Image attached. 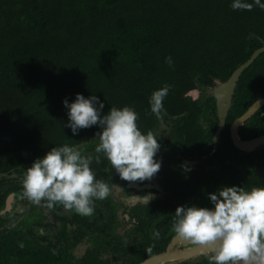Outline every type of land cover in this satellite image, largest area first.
Here are the masks:
<instances>
[{
    "label": "trees",
    "instance_id": "trees-1",
    "mask_svg": "<svg viewBox=\"0 0 264 264\" xmlns=\"http://www.w3.org/2000/svg\"><path fill=\"white\" fill-rule=\"evenodd\" d=\"M232 2L0 0V207L10 191L22 188L25 170L53 147L84 145L85 156L95 147L96 133L102 131L99 125L81 129L77 135L64 127L68 123L64 100L74 102L78 93L85 98L98 96L105 105L102 115L111 107H132L145 134L173 119L171 139L175 141H197L204 132L202 121L210 120L214 126L209 136L196 144L193 152L201 150L217 126L215 97L208 94L204 100L203 89L216 80H228L264 45V10L258 6L252 11L233 10ZM168 57L172 66L166 62ZM165 84L170 90L163 101L161 120L148 114L149 101ZM263 96L264 52L240 76L215 155L222 163L231 159L220 171L238 172L235 182L245 181L239 173H246L247 184L257 187H264V148L250 152L237 148L229 127ZM241 130L248 139L264 134V106ZM97 155H91L96 177L106 162L100 157L97 164ZM15 172L18 175L11 177ZM94 209V214L84 219L92 222L86 224L98 249L84 264H99V253L110 247L120 254L128 251V245L113 232L117 225L114 208L106 209L103 223H97L99 210ZM135 211L142 220L138 225L141 239L129 264L150 255L146 252L149 247L152 253L164 250L174 234L172 223L145 224L147 213ZM53 213L67 223L68 214L62 206L57 205ZM69 214L81 219L74 211ZM34 223L41 222L32 221V226ZM154 229L165 232L155 239ZM24 235L16 227L0 235V264L12 263L14 257L5 253L21 252L16 245L19 240L24 243Z\"/></svg>",
    "mask_w": 264,
    "mask_h": 264
},
{
    "label": "clouds",
    "instance_id": "clouds-1",
    "mask_svg": "<svg viewBox=\"0 0 264 264\" xmlns=\"http://www.w3.org/2000/svg\"><path fill=\"white\" fill-rule=\"evenodd\" d=\"M254 6L264 10L261 0H233V10L252 11ZM172 66L171 57L166 59ZM170 86L152 93L150 113L162 120L163 101ZM68 123L64 127L77 135L81 129L99 125L96 153H102L122 180L143 182L151 180L161 169L155 157L161 145L152 131L143 133L138 126V113L132 108L111 107L102 115L104 103L96 95L85 98L77 94L74 102L64 100ZM93 158L68 144L55 146L43 158H37L25 170L21 197L31 203L54 209L57 205L84 217L94 214V201L104 200L111 189L95 177L91 168ZM101 163L99 155L95 157ZM214 208L178 206L172 220L175 236L190 246L201 248L208 264H264V187L250 190L238 186H222L208 195ZM43 235L44 230L38 229ZM154 238L159 231L154 229ZM23 246V245H21ZM152 253V247L146 249Z\"/></svg>",
    "mask_w": 264,
    "mask_h": 264
},
{
    "label": "flooded vegetation",
    "instance_id": "flooded-vegetation-1",
    "mask_svg": "<svg viewBox=\"0 0 264 264\" xmlns=\"http://www.w3.org/2000/svg\"><path fill=\"white\" fill-rule=\"evenodd\" d=\"M206 98H208V94L203 95V99L206 100ZM215 102L217 111L216 98ZM212 112L213 110H211V113ZM210 117L213 120L215 119L213 114H211ZM216 121L217 126L213 135L208 139V143L204 144L201 150L196 149V152H193L194 146L209 136L210 130H212L214 126L212 125V121L206 119L202 121L204 132H202L201 136L196 137L197 141H193L192 143L171 139L172 129L174 127L173 119L159 124L153 133L158 139V143L161 145L155 157L158 162H161V169L151 180L143 182H128L122 180L115 169H112L106 157L102 153H99L100 157H102V159L105 158L106 162L102 166L98 177H96V171L93 172L97 179L108 183L111 194L104 200L94 201V208L99 210L97 223H103L107 215L105 214L106 209L113 207L117 218V225L113 229V232L124 241L125 245H128L127 254L124 252L123 254L118 253V251L114 250V247H110L108 251L100 252L99 258H97L99 264H104V261H107L109 264H129L130 259L137 254L136 243L141 239L138 233V225L142 224V220L136 216L135 210L143 209L147 213V216L145 215V224L154 223V221L155 223H172L173 215L178 206L195 205L197 207L214 208L208 195L217 192L222 186L245 187L246 190H250L253 187L254 183L247 184L246 173H239L241 179L245 178V181L235 182L233 180L234 175L238 172L233 171L231 168L229 172L228 170L220 171L222 166L225 168L228 167L227 165L231 162V159L228 158L222 163L223 159H221V157H215L218 153L219 140L227 126L226 120V126L218 139H215L219 124L218 115ZM246 122L239 128V134L242 139H248L243 136L244 131L241 130ZM231 125L229 127L230 135ZM98 143L99 141L97 139L95 141V147L93 146L94 148L86 151L88 156L96 153L95 148ZM83 146L84 145H80L75 148L80 150L83 154L85 151ZM182 174L183 176L180 177ZM11 177H14L13 174ZM172 181L174 182L173 187L170 186ZM21 192L22 188L10 191L5 197L4 204L0 207V235L9 232L11 229H14V227L21 228L22 231L26 233V235L22 237L24 243L19 240L18 245H16V248L21 252L5 253L7 257H14L12 261L13 264H84L85 259L91 256L93 250L96 251V249H98L94 239L91 237V227L86 224L92 222L86 221L84 216L81 215H79L81 217L80 220L76 218L73 219L72 215L69 216V211L64 208L63 212H67L68 214L67 223H63L54 215V209L44 207V202L41 203V209L33 204L31 213H28L25 218L17 220L18 204H23L25 202L31 205L30 201L21 197ZM8 198L11 200V207L8 211L3 212V210L6 209ZM130 198H139L142 199V202L138 201L130 204L128 202L131 200ZM42 208L43 210H48L53 216V221L45 219L46 216ZM121 209L124 217L122 219H120L119 216V211ZM32 221L41 223H34L32 226ZM129 224L130 226L127 228ZM121 227L124 228L123 231L119 230ZM151 228H149V230H151ZM38 229H43L45 234H38ZM164 232L165 231H159L160 237ZM174 235L175 234L170 237L165 249L162 251L168 248ZM76 236L80 237L76 238ZM84 242L89 243V246L83 253L77 255L75 250ZM175 247L180 248L181 246L176 245ZM27 248H30L32 251H28ZM159 252H153L143 257L142 260L136 264H139L146 258ZM177 264H208V260L207 257L204 256L201 261L196 262L189 259Z\"/></svg>",
    "mask_w": 264,
    "mask_h": 264
},
{
    "label": "water",
    "instance_id": "water-1",
    "mask_svg": "<svg viewBox=\"0 0 264 264\" xmlns=\"http://www.w3.org/2000/svg\"><path fill=\"white\" fill-rule=\"evenodd\" d=\"M264 52V45L256 49L251 57L241 64L226 81L216 80L215 84L211 87V94L217 100V115L219 119L218 129L215 134V139H218L222 130L226 126V120L232 106L233 96L237 83L240 76L248 68L256 58ZM264 105V96L255 100L249 108L231 125V136L234 145L244 151H253L256 149L264 148V134L250 138L242 139L239 134V128L242 126L251 116H253L262 106ZM11 207V200L8 198L6 209L3 212L8 211ZM176 245H180V248H176ZM203 249L196 248L187 244V242L182 241L173 236L168 248L165 251L153 254L152 256L146 258L139 264H177L185 260L201 261L204 256L201 255Z\"/></svg>",
    "mask_w": 264,
    "mask_h": 264
},
{
    "label": "rangeland",
    "instance_id": "rangeland-1",
    "mask_svg": "<svg viewBox=\"0 0 264 264\" xmlns=\"http://www.w3.org/2000/svg\"><path fill=\"white\" fill-rule=\"evenodd\" d=\"M204 94L206 93V94H211V87H207V88H204L203 89V91H202ZM200 93V92H199ZM205 94V95H206ZM18 175V173L17 172H15V173H13V176H17ZM131 200H129L128 202L130 203V204H132V203H135V202H138V201H141L142 202V199H139V198H130ZM37 206V205H36ZM32 207H33V203H31V205L30 204H27V203H23V204H18V207H17V211H18V214H17V220H21L22 218H25L27 215H28V213H31V209H32ZM39 209H41V207H42V204L40 205V206H37ZM42 210H43V208H42ZM43 212H44V215L46 216L45 217V219L46 220H48V221H53L54 219H53V216L48 212V210L46 209V210H43ZM32 215V214H31ZM33 216V215H32ZM119 216H120V219H122V218H124L123 217V214H122V209L119 211ZM130 226V224L129 225H127V228ZM120 231H123L124 230V228L123 227H121L120 229H119ZM89 246V243H86V242H84L78 249H76L75 250V252H76V254L77 255H79V254H81V253H83V251L87 248Z\"/></svg>",
    "mask_w": 264,
    "mask_h": 264
}]
</instances>
